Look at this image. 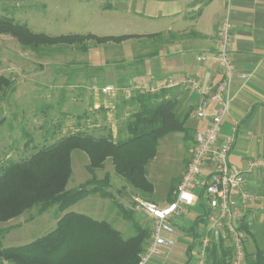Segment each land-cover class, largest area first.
<instances>
[{"label": "rangeland", "instance_id": "obj_1", "mask_svg": "<svg viewBox=\"0 0 264 264\" xmlns=\"http://www.w3.org/2000/svg\"><path fill=\"white\" fill-rule=\"evenodd\" d=\"M107 1L110 0H0V19L26 25L34 33L50 37L87 35L95 31L88 21L90 11ZM26 14L27 21L24 20ZM109 42L90 39L73 44L44 45L35 50L23 46L12 35L0 32V78L14 82L7 95L0 93V169L10 162L19 163L74 133L84 132L96 137L111 134L116 142L131 136L126 129L127 123L139 109L135 99L139 98L140 90L135 86H127L126 93L110 98L108 105L113 101L117 106L114 114L106 109L101 111L103 107L92 110L88 103L89 93L95 91L94 82L90 80V53L98 49L102 55L108 50V58L113 59L120 50L112 44L107 47ZM15 58L19 61L16 67L10 63ZM102 78L99 90L110 81L107 76ZM194 148L195 134L190 129L188 133H173L160 140L158 155L147 167V177L154 186L150 196L116 174L111 159L106 160L102 168L90 171L87 154L74 151L72 176L66 189H77L89 180L101 181L108 177L107 192L111 196L88 195L66 213L107 221L125 239L132 237L136 231L117 204L132 210L134 220L141 226L151 227L150 221L136 212L134 198L166 206L170 193L182 181ZM201 192L196 191L199 195ZM191 212L200 214L204 210L193 208ZM63 215L57 206L42 216H38L34 208L8 223H0V244L3 248L26 246L51 233ZM248 226L247 251L252 254L264 249V212L248 220ZM0 264L10 263L0 260Z\"/></svg>", "mask_w": 264, "mask_h": 264}, {"label": "crops", "instance_id": "obj_2", "mask_svg": "<svg viewBox=\"0 0 264 264\" xmlns=\"http://www.w3.org/2000/svg\"><path fill=\"white\" fill-rule=\"evenodd\" d=\"M227 19L232 24L230 55L235 72L221 141L234 138L230 164L245 169L249 159L264 156V0H110L93 7L88 21L95 31L90 34L137 37L121 44L109 42L107 47L112 44L120 50L113 59L108 58V50L102 55L98 49L91 51L90 80L95 90L89 93L91 109L103 107L114 114L117 106L113 101L108 105L110 98L126 93L125 88L133 85L140 94L159 95L174 102L179 112L189 114L186 127L196 137L206 128L207 120L196 118L199 95L186 90L182 82L196 78L214 86L220 81L219 68L199 57L216 49ZM10 63L16 67L19 61L15 58ZM105 76L112 82L99 90ZM109 87L113 91L104 93ZM136 104L142 105L140 101ZM214 111V106L208 109ZM247 179L260 197L249 214L252 220L264 212V175L254 171ZM193 208L204 213L194 214ZM191 209L188 216L175 222L171 233L164 234L173 244L149 264L189 263L193 240L189 229L206 213L201 204ZM202 229L200 225L199 234Z\"/></svg>", "mask_w": 264, "mask_h": 264}, {"label": "trees", "instance_id": "obj_3", "mask_svg": "<svg viewBox=\"0 0 264 264\" xmlns=\"http://www.w3.org/2000/svg\"><path fill=\"white\" fill-rule=\"evenodd\" d=\"M0 32L10 34L25 47L73 44L94 39L98 43L123 42L137 36L98 37L62 35L50 37L37 34L26 25L0 19ZM86 49V47H84ZM14 82L0 78V93L7 95ZM140 94V93H139ZM137 102L142 105L127 123L130 137L114 141L112 135L96 137L84 132L74 133L55 144L43 148L19 163L10 162L0 169V223H8L37 209L42 216L58 207L64 215L57 220L56 228L48 235L17 248H3L0 260L10 264H139L140 258L152 238L150 226H141L132 216V210L118 207L136 233L125 239L123 234L107 221H97L86 215L66 211L84 197L99 193L110 198L107 192L109 178L89 180L77 189L67 190L72 176V153L83 151L90 159L89 170L100 169L111 159L116 174L126 178L128 184L145 195L154 193L147 177V167L158 155L162 138L173 133H188L189 114L179 112L176 104L159 95L141 93ZM105 111V109H101ZM92 188V189H89ZM173 191L168 202L174 201ZM205 208V202L200 203ZM206 223V215L199 217L189 229L193 240L189 263H194L192 251L197 246L199 226ZM247 235L248 224L243 226ZM248 264H264V249L248 253ZM207 264H233L232 249L223 243L213 246L207 253Z\"/></svg>", "mask_w": 264, "mask_h": 264}, {"label": "built area", "instance_id": "obj_4", "mask_svg": "<svg viewBox=\"0 0 264 264\" xmlns=\"http://www.w3.org/2000/svg\"><path fill=\"white\" fill-rule=\"evenodd\" d=\"M232 24L227 19L221 26L219 40L213 52H205L201 62H210L220 70L221 79L216 85L204 84L196 78H187L182 86L199 95L195 116L207 120L204 130L196 134L192 159L182 181L173 192L174 201L166 206L134 198L136 212L150 221L152 238L142 254L139 264H149L161 256L173 242L164 234L171 233L177 220L188 216L190 209L205 202L206 223L202 225L197 246L193 254L194 264H207V253L221 243L230 247L233 264H248L247 233L243 226L248 224L253 205L260 201L251 189L247 174L258 171L264 175V156L247 161V167L237 168L229 161L234 147V138L221 141L224 118L230 106V91L235 72L230 49ZM113 88H105L104 93ZM214 106L215 111L208 109ZM201 190V194L196 191Z\"/></svg>", "mask_w": 264, "mask_h": 264}, {"label": "bare ground", "instance_id": "obj_5", "mask_svg": "<svg viewBox=\"0 0 264 264\" xmlns=\"http://www.w3.org/2000/svg\"><path fill=\"white\" fill-rule=\"evenodd\" d=\"M133 91V90H132Z\"/></svg>", "mask_w": 264, "mask_h": 264}]
</instances>
